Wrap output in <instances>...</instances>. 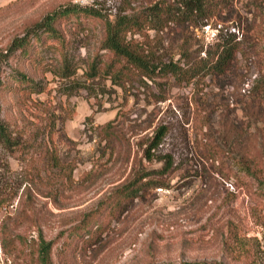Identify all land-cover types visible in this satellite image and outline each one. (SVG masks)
Segmentation results:
<instances>
[{
  "label": "rangeland",
  "instance_id": "374dc122",
  "mask_svg": "<svg viewBox=\"0 0 264 264\" xmlns=\"http://www.w3.org/2000/svg\"><path fill=\"white\" fill-rule=\"evenodd\" d=\"M69 1L111 16L146 3L0 0V53L14 36H23L25 25ZM235 8L241 28L254 36V66L248 74L252 83L264 74V0H235ZM233 21L214 22L199 31L196 48L226 34L230 26L234 32ZM59 27L65 42L44 39L29 60L16 53L0 64V116L20 142L13 153L0 145V237L7 225L33 242L40 225L45 239L55 243L53 264H264V137L258 136L259 129L264 134V124H253L248 146L262 183L222 178L201 165L192 147L195 106L188 87L150 84L122 91L103 77L92 82L86 73L108 54L101 47L103 22L76 13L61 19ZM168 46L172 44L163 53L172 49ZM63 57L72 61L75 74L70 78L56 75ZM17 69L42 91L33 92L28 84L16 89ZM247 69L242 59V71ZM244 87L242 93L248 85ZM239 107V120L247 123ZM109 122L115 133L110 145L100 141V128ZM162 122L173 129L166 147L184 168L172 176L171 189H157L149 201L113 213L107 200L128 177L131 164L142 159L143 136ZM147 125L151 128L142 132ZM183 127L189 129L186 137ZM99 224L101 233L91 237ZM19 258L36 264L33 252ZM5 262L0 242V264Z\"/></svg>",
  "mask_w": 264,
  "mask_h": 264
},
{
  "label": "trees",
  "instance_id": "16d2710c",
  "mask_svg": "<svg viewBox=\"0 0 264 264\" xmlns=\"http://www.w3.org/2000/svg\"><path fill=\"white\" fill-rule=\"evenodd\" d=\"M235 10V0H146L137 10L123 9L111 16L94 6L80 7L69 1L25 25L23 36H14L6 51L0 53V64L16 53L29 60L33 52L42 47L44 39L65 42L59 27L64 17L81 13L99 19L104 25L101 47L108 54L102 63H92L86 73L88 79L94 82L96 78L103 77L122 91L135 85L150 88V84L155 88L169 84L188 87L195 106L192 147L201 165L207 164L225 179L235 177L244 184L246 179L262 183L260 168L256 159L249 155L248 146L253 124H264V74L250 83L248 74L255 57L254 36L251 31L245 32L241 28V16ZM231 20H234V32L230 31V26L226 34H219L213 42L202 43L200 48H196L199 31L214 22L220 24ZM170 43L172 47H168L172 49L167 47L169 52L163 53L162 49ZM242 59L248 64L246 72L242 71ZM61 66L62 70L56 73L60 78H70L75 74L68 57H63ZM14 74L16 89L20 84H28L33 92L42 91L38 83L32 82L33 79L23 71L17 69ZM2 84L0 80V87ZM245 85L248 88L242 93ZM84 88L88 90L90 86ZM155 96L159 101L166 100V97ZM239 105L248 118L247 123L239 120ZM150 128L147 125L140 130L145 132ZM111 129L113 122L100 128V141L108 145L114 142L109 140L115 135ZM172 130L169 123L162 122L143 136L139 143L142 159L131 164L128 177L107 200L114 209L113 213L121 206L125 210L136 202L149 201L157 189L172 188V176L184 168L175 152L166 147ZM261 132L259 129L258 136L264 137ZM188 133L189 129L183 127L182 134L186 137ZM16 137L14 128L0 116V145L13 153L20 145ZM233 152L237 153L234 157L227 154ZM154 164H159V167H154ZM101 226L96 225L91 237L101 233ZM9 230L7 225L2 227L0 237L6 255L5 264H25L19 257L28 252L36 254V264H53L51 255L55 243L45 239L40 225L38 238L33 242Z\"/></svg>",
  "mask_w": 264,
  "mask_h": 264
}]
</instances>
